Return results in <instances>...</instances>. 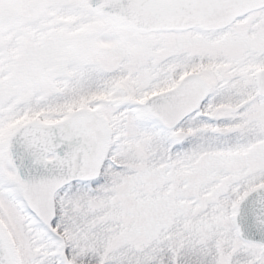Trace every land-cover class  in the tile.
Returning a JSON list of instances; mask_svg holds the SVG:
<instances>
[{
    "label": "snow or ice",
    "instance_id": "6c2138e0",
    "mask_svg": "<svg viewBox=\"0 0 264 264\" xmlns=\"http://www.w3.org/2000/svg\"><path fill=\"white\" fill-rule=\"evenodd\" d=\"M0 264H264V0H0Z\"/></svg>",
    "mask_w": 264,
    "mask_h": 264
}]
</instances>
